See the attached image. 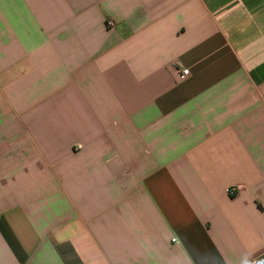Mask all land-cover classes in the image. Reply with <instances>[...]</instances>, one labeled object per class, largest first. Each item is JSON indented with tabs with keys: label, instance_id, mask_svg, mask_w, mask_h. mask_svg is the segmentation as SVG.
Listing matches in <instances>:
<instances>
[{
	"label": "crops",
	"instance_id": "0c3cea01",
	"mask_svg": "<svg viewBox=\"0 0 264 264\" xmlns=\"http://www.w3.org/2000/svg\"><path fill=\"white\" fill-rule=\"evenodd\" d=\"M0 264H264V0H0Z\"/></svg>",
	"mask_w": 264,
	"mask_h": 264
},
{
	"label": "built area",
	"instance_id": "2783aa9c",
	"mask_svg": "<svg viewBox=\"0 0 264 264\" xmlns=\"http://www.w3.org/2000/svg\"><path fill=\"white\" fill-rule=\"evenodd\" d=\"M176 71L179 75V79L180 80H186L189 76H190V70L187 68H183L180 66H176ZM230 193L233 194L234 193V189L230 190Z\"/></svg>",
	"mask_w": 264,
	"mask_h": 264
}]
</instances>
